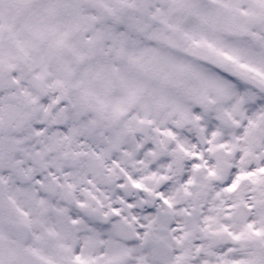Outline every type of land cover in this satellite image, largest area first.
<instances>
[{
  "label": "snow or ice",
  "instance_id": "1",
  "mask_svg": "<svg viewBox=\"0 0 264 264\" xmlns=\"http://www.w3.org/2000/svg\"><path fill=\"white\" fill-rule=\"evenodd\" d=\"M0 264H264V0H0Z\"/></svg>",
  "mask_w": 264,
  "mask_h": 264
}]
</instances>
